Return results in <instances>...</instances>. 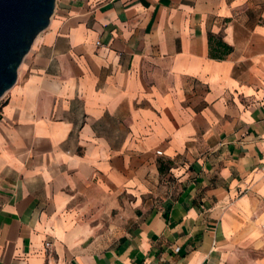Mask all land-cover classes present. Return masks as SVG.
I'll use <instances>...</instances> for the list:
<instances>
[{"label":"crops","instance_id":"obj_1","mask_svg":"<svg viewBox=\"0 0 264 264\" xmlns=\"http://www.w3.org/2000/svg\"><path fill=\"white\" fill-rule=\"evenodd\" d=\"M19 68L0 103V264L264 248V0H55Z\"/></svg>","mask_w":264,"mask_h":264},{"label":"water","instance_id":"obj_2","mask_svg":"<svg viewBox=\"0 0 264 264\" xmlns=\"http://www.w3.org/2000/svg\"><path fill=\"white\" fill-rule=\"evenodd\" d=\"M55 0H0V98L15 84L35 38L47 28Z\"/></svg>","mask_w":264,"mask_h":264},{"label":"rangeland","instance_id":"obj_3","mask_svg":"<svg viewBox=\"0 0 264 264\" xmlns=\"http://www.w3.org/2000/svg\"><path fill=\"white\" fill-rule=\"evenodd\" d=\"M2 101L3 98L1 97L0 103H2ZM239 259L240 261L237 264H264V248L260 251L248 250L241 254Z\"/></svg>","mask_w":264,"mask_h":264},{"label":"trees","instance_id":"obj_4","mask_svg":"<svg viewBox=\"0 0 264 264\" xmlns=\"http://www.w3.org/2000/svg\"><path fill=\"white\" fill-rule=\"evenodd\" d=\"M209 42H210V39H209ZM218 46L220 48H222V51H223L224 54L227 53L229 51V49H230L229 46H227L225 43H223L221 41H218Z\"/></svg>","mask_w":264,"mask_h":264},{"label":"built area","instance_id":"obj_5","mask_svg":"<svg viewBox=\"0 0 264 264\" xmlns=\"http://www.w3.org/2000/svg\"><path fill=\"white\" fill-rule=\"evenodd\" d=\"M48 245V244H47Z\"/></svg>","mask_w":264,"mask_h":264}]
</instances>
